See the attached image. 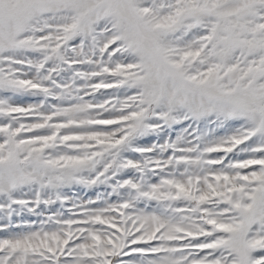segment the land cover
Masks as SVG:
<instances>
[{"label": "snow or ice", "instance_id": "obj_1", "mask_svg": "<svg viewBox=\"0 0 264 264\" xmlns=\"http://www.w3.org/2000/svg\"><path fill=\"white\" fill-rule=\"evenodd\" d=\"M0 264H264V0H0Z\"/></svg>", "mask_w": 264, "mask_h": 264}]
</instances>
